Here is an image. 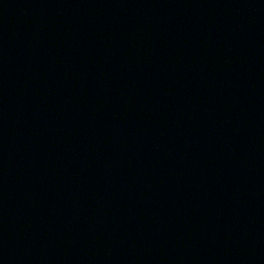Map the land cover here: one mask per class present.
Listing matches in <instances>:
<instances>
[{
  "label": "water",
  "instance_id": "1",
  "mask_svg": "<svg viewBox=\"0 0 264 264\" xmlns=\"http://www.w3.org/2000/svg\"><path fill=\"white\" fill-rule=\"evenodd\" d=\"M0 264H264V0H0Z\"/></svg>",
  "mask_w": 264,
  "mask_h": 264
}]
</instances>
